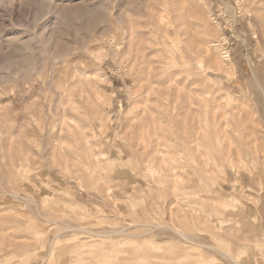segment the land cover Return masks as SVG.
Instances as JSON below:
<instances>
[{
	"label": "clouds",
	"instance_id": "clouds-1",
	"mask_svg": "<svg viewBox=\"0 0 264 264\" xmlns=\"http://www.w3.org/2000/svg\"><path fill=\"white\" fill-rule=\"evenodd\" d=\"M151 6L0 0V264H264V129L220 119L264 110V0H195V32Z\"/></svg>",
	"mask_w": 264,
	"mask_h": 264
},
{
	"label": "rangeland",
	"instance_id": "rangeland-1",
	"mask_svg": "<svg viewBox=\"0 0 264 264\" xmlns=\"http://www.w3.org/2000/svg\"><path fill=\"white\" fill-rule=\"evenodd\" d=\"M147 2L151 6L149 9H147L148 13L150 15L156 16L158 21H167V22H173L174 19H178L180 17H187V20L185 21L183 28H187L190 32H195L194 25L199 23L200 13L197 7L195 6V0H147ZM165 6H167V14H165ZM18 7V6H17ZM18 12H3L0 13V23H18ZM188 21H191L189 23ZM133 27L137 31L138 34H140V44L143 47L148 48V52L146 53L149 60H154L159 55V53L151 48V40L148 39L149 33V25L144 22H140L137 24H134ZM169 35H172L171 32H169ZM132 39L129 37V44L128 48L131 50L132 48ZM197 47L202 48L204 52L206 53L204 55V60L207 62L209 67H212L214 64H216V58L212 56L211 50H208L205 45H202L200 42H197ZM210 58V59H209ZM238 65L237 67H234L231 75L238 76L241 71L246 70V66L240 67L239 64L242 63L240 61V56H237ZM149 69H151V65L148 66ZM92 74V73H89ZM141 84H143V81H141ZM240 85L244 86V80H240ZM168 87L171 86V81H169ZM74 90L76 89V85L71 86ZM153 87L155 85H150L148 87V90L146 92V97L149 96L153 90ZM103 90H107L104 88V86H101ZM88 90L83 88L81 86L80 93L83 94L84 92H87ZM245 91H250V89L245 88ZM183 92V88L177 90V101L180 99V94ZM91 94V93H89ZM203 103L207 104L208 102L206 100L202 101ZM67 103V102H65ZM259 104H264V100H258ZM155 104L154 100L146 98L144 100V106L146 111H151V106ZM191 108V104H189L188 107L184 109L183 115L185 122L189 120L190 116L196 115L195 113H191L189 109ZM71 109H68L69 115L65 118L63 115H61V122L64 123L65 119L72 120L73 116L71 114ZM233 113L237 114L239 117V120L242 121L245 125L250 126L252 131L249 133L250 136L254 137L253 144L258 145L259 144V138L257 136L256 129H264V119L257 118V117H264V110H261L259 106L254 109L252 104L248 103L247 100L244 98H240L237 105L233 107L231 112H225L221 117V121H224L226 118H231ZM141 115H144L142 112ZM214 115H219V113H214ZM224 128H228L229 125L225 123ZM249 200L250 204L249 207L253 208L254 210L257 208L264 207V202H261L259 197L252 196L251 193H249Z\"/></svg>",
	"mask_w": 264,
	"mask_h": 264
}]
</instances>
